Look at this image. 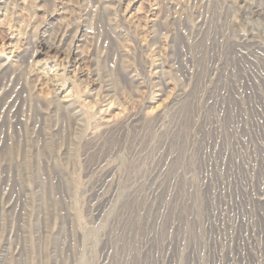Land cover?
<instances>
[{"label": "rangeland", "instance_id": "374dc122", "mask_svg": "<svg viewBox=\"0 0 264 264\" xmlns=\"http://www.w3.org/2000/svg\"><path fill=\"white\" fill-rule=\"evenodd\" d=\"M0 264H264V0H0Z\"/></svg>", "mask_w": 264, "mask_h": 264}, {"label": "bare ground", "instance_id": "6f19581e", "mask_svg": "<svg viewBox=\"0 0 264 264\" xmlns=\"http://www.w3.org/2000/svg\"><path fill=\"white\" fill-rule=\"evenodd\" d=\"M53 47V46H52Z\"/></svg>", "mask_w": 264, "mask_h": 264}]
</instances>
